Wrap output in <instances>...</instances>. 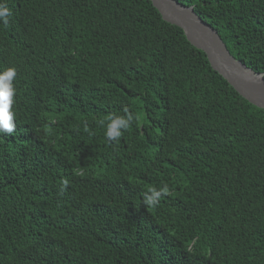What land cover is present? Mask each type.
<instances>
[{
	"label": "trees",
	"instance_id": "trees-1",
	"mask_svg": "<svg viewBox=\"0 0 264 264\" xmlns=\"http://www.w3.org/2000/svg\"><path fill=\"white\" fill-rule=\"evenodd\" d=\"M176 1L264 74V0ZM0 2V264H264L263 111L181 29L147 0ZM124 107L139 119L109 143Z\"/></svg>",
	"mask_w": 264,
	"mask_h": 264
},
{
	"label": "water",
	"instance_id": "water-1",
	"mask_svg": "<svg viewBox=\"0 0 264 264\" xmlns=\"http://www.w3.org/2000/svg\"><path fill=\"white\" fill-rule=\"evenodd\" d=\"M162 20L182 30L187 41L202 51L211 68L216 71L251 105L264 114V74L254 72L236 60L227 50L217 31L193 12V7L176 0H147Z\"/></svg>",
	"mask_w": 264,
	"mask_h": 264
},
{
	"label": "clouds",
	"instance_id": "clouds-1",
	"mask_svg": "<svg viewBox=\"0 0 264 264\" xmlns=\"http://www.w3.org/2000/svg\"><path fill=\"white\" fill-rule=\"evenodd\" d=\"M10 16L9 8L6 4L0 2V25L5 28L8 27ZM15 77L16 69L14 67L0 71V133L9 135L13 134L16 129L14 113L11 111L15 96L13 85ZM122 112V115H109L107 118L105 137L109 143L118 141L122 137L123 132L127 131L139 119L128 107H124ZM85 131H88V129L85 128ZM63 184L67 186L68 181L65 179ZM148 192L150 195H145L144 203L149 207L155 208L158 206L160 199L169 194V186L167 183L159 187L153 186Z\"/></svg>",
	"mask_w": 264,
	"mask_h": 264
}]
</instances>
